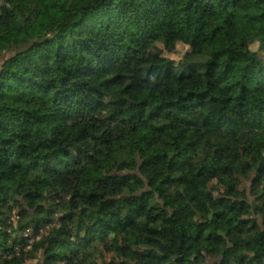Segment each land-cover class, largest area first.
<instances>
[{"label":"trees","instance_id":"16d2710c","mask_svg":"<svg viewBox=\"0 0 264 264\" xmlns=\"http://www.w3.org/2000/svg\"><path fill=\"white\" fill-rule=\"evenodd\" d=\"M32 3H0V264L87 249L88 264H232L242 247L256 254L239 264H259L264 38L238 31L264 0ZM188 42L180 61L163 53Z\"/></svg>","mask_w":264,"mask_h":264},{"label":"rangeland","instance_id":"374dc122","mask_svg":"<svg viewBox=\"0 0 264 264\" xmlns=\"http://www.w3.org/2000/svg\"><path fill=\"white\" fill-rule=\"evenodd\" d=\"M250 15L254 18V22L249 26H242L239 28L238 34H239L240 38L245 39V40H249V41H253V39L258 40V39L264 38V19L261 15L260 11L257 8H253L252 10H250ZM2 29H3V23L0 19V32L2 31ZM259 44H260L259 41L252 42L251 47L254 49H258ZM183 49H184V44L180 43L177 45L175 50L167 51L165 49L163 53L167 57L171 58V57L179 55L181 52H183V57H184L185 54L187 53V51H183ZM173 60H175V59H173ZM176 61H178V60H176ZM242 72H243V68L237 67L234 70L233 76L225 82V86L229 89L230 97L232 98V101L234 104L241 103V101L243 99V92L241 91V89L238 87V84H237ZM19 179L21 181L27 182L28 177L25 175H20ZM245 184L249 185V183L247 181L245 182ZM20 210L21 209H19V208L14 209L12 214H11L12 215L11 220L13 221V223L15 225L19 224L18 214H19ZM43 232L45 233L46 230H43ZM13 234H17V231H13ZM24 235L30 237V241H29L30 244L28 246V250L35 251V253H37L39 255L42 251V248H43L39 243L40 237L36 236L33 233V230L31 228L29 230H27L24 233ZM112 258H113V254L106 253V258H105L106 263H109L112 260ZM36 262H37V258H29L27 261V264H36Z\"/></svg>","mask_w":264,"mask_h":264},{"label":"clouds","instance_id":"9594fccd","mask_svg":"<svg viewBox=\"0 0 264 264\" xmlns=\"http://www.w3.org/2000/svg\"><path fill=\"white\" fill-rule=\"evenodd\" d=\"M2 2H3V0H0V3H2ZM61 4H64V0H33V3L31 4L30 10L33 11L34 14L38 13V14H41L43 16H47L48 15V9L50 7L58 6ZM8 7H13V5H9ZM25 15H27V13H25ZM190 49H191V43L190 42L185 43L183 51H189ZM171 58L178 60V61L182 60L183 59V52H181L179 55L173 56ZM4 103H8V101H0V104H4ZM13 107H15V105ZM19 107L22 108V107H24V105H20ZM17 143H19V141ZM30 143H31V146L34 147L36 144V141L33 140ZM0 147H3V145H0ZM14 161H15V156L13 155L10 158L9 163H12ZM25 163H27V161H25ZM3 170H5V168L0 167V171H3ZM251 238H252L251 235L244 237V239H246V240H250ZM70 239H75V237L73 236ZM49 240H50V237H49ZM8 244L9 245L11 244V239H9ZM45 246L46 247L48 246V241L45 242ZM53 250H59V249L54 248ZM88 251H91V250L90 249L83 250L78 255H73L70 253L69 259L66 261L59 262V264H88L89 259L95 258V257H91V258L87 257ZM159 251L160 250L157 249V253H159ZM243 252H247L249 254V259H251V257L256 254V249H254L252 247H247V248L242 247L236 253L235 257L233 258L232 264H239V256ZM97 264H99V262H97ZM168 264H171V261H169ZM245 264H247V261H245ZM259 264H264V256L261 257Z\"/></svg>","mask_w":264,"mask_h":264}]
</instances>
